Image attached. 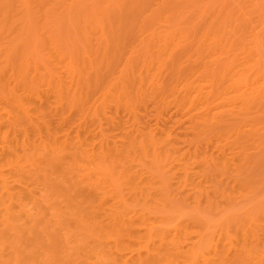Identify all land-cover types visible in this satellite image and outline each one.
I'll use <instances>...</instances> for the list:
<instances>
[{
  "label": "bare ground",
  "instance_id": "1",
  "mask_svg": "<svg viewBox=\"0 0 264 264\" xmlns=\"http://www.w3.org/2000/svg\"><path fill=\"white\" fill-rule=\"evenodd\" d=\"M0 264H264V0H0Z\"/></svg>",
  "mask_w": 264,
  "mask_h": 264
},
{
  "label": "rangeland",
  "instance_id": "2",
  "mask_svg": "<svg viewBox=\"0 0 264 264\" xmlns=\"http://www.w3.org/2000/svg\"><path fill=\"white\" fill-rule=\"evenodd\" d=\"M173 111H174V110H172V112H173ZM172 112H171V113H172ZM147 118H148V117H147ZM151 118H152V117H151ZM144 119H145V121H144V120L142 121L143 124H144L145 122L147 123V121H148V120L146 119V117H145ZM149 120H150V119H149ZM184 121H185V122H184ZM146 123H145V124H146ZM148 123L151 124V122H148ZM152 123H154V122H152ZM170 123H171V122H170ZM183 123H184V124H183ZM168 124H169V123H168ZM182 124H183V126L186 127V125H185V124H187V123H186V120H183V121H182ZM182 124H181V128H180L181 131H183V130L185 129V127H183ZM169 125H171V124H169ZM180 129H179V130H180ZM182 129H183V130H182ZM184 131H185V130H184Z\"/></svg>",
  "mask_w": 264,
  "mask_h": 264
}]
</instances>
